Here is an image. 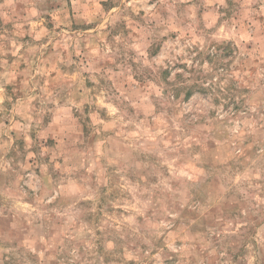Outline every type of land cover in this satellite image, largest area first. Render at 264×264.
<instances>
[{
    "label": "rangeland",
    "instance_id": "obj_1",
    "mask_svg": "<svg viewBox=\"0 0 264 264\" xmlns=\"http://www.w3.org/2000/svg\"><path fill=\"white\" fill-rule=\"evenodd\" d=\"M61 8L60 0H0V43L11 48L8 39L21 33L17 39L23 45L17 53L24 56L18 65L22 75L16 77L15 89H6L10 93L23 96L16 90L22 89L33 60L44 73L33 79L49 96L54 88L63 96L77 82L82 88L92 86L78 66H87V76L94 67L111 64L101 60L93 65L86 56L88 39L81 32L94 25L56 26ZM32 30L48 34L35 40ZM121 31L127 35L118 22L106 42L110 45ZM17 55L7 53L9 65ZM183 109L192 119L175 123L177 135L171 139V133L165 135L167 121L157 120L155 129L137 125L123 143L111 141L107 154L98 142L95 159L71 141L75 125L69 122V139L60 142L64 157L56 164L57 169L66 165L68 179L48 203L25 183L40 186V161L26 169L31 175L18 184L13 174L0 173V264H247L249 245L264 247V130L214 124L216 113L203 100ZM50 119L44 116L41 127L46 130L39 135L52 131ZM141 132L146 139L132 143ZM159 136L165 145H175L163 163ZM9 137L11 147H0V163L19 168L29 151L26 140H37V131L25 137L13 130L4 139ZM56 143L52 136L46 147ZM38 150L36 145L30 149Z\"/></svg>",
    "mask_w": 264,
    "mask_h": 264
},
{
    "label": "clouds",
    "instance_id": "obj_2",
    "mask_svg": "<svg viewBox=\"0 0 264 264\" xmlns=\"http://www.w3.org/2000/svg\"><path fill=\"white\" fill-rule=\"evenodd\" d=\"M60 2L61 19L54 20L56 26L73 22L83 28L94 25L81 32L88 39L86 56L93 65L101 60L111 61L104 69L94 67L87 76H83L87 66H78L81 78L92 81L90 88H82L77 82L65 95L61 96L54 88L49 96L33 79L37 73L44 75L33 60L22 89L16 90H22L23 96L10 93L6 89L9 85L15 89L16 77L22 75L18 65L24 56L17 55L23 46L17 39L21 33L8 39L11 48L0 43V147L5 151L11 147V138L4 137L13 130L25 137H30L33 129L37 131V140H26L29 151L19 168L3 162L0 173L13 174L14 183L18 184L31 175L26 169H34L40 161V186L27 180L25 183L33 193L43 196L44 203L55 200L62 191L59 185L68 179L63 174L66 165L61 163L57 169L56 164L64 157L60 142L69 139V122L75 125L71 141L89 151L93 159L98 142H103L107 154L111 141L119 139L123 143L137 125L155 129L157 120L167 121L165 135L171 133V139L177 135L173 132L175 123L192 119L183 106L189 102L195 106L199 100L216 113L214 124L264 130V0ZM118 22L124 24L127 35L121 31L109 45L107 37ZM30 34L39 40L48 33L42 30L37 35L32 30ZM54 35L59 33L53 32ZM9 51L17 55L12 65L7 62ZM33 64L36 66L32 67ZM193 97L198 100L193 101ZM45 115L51 118L47 127L52 131L47 136L39 135L46 130L41 127ZM52 136L56 146L46 147ZM145 139L141 132L131 142L139 144ZM163 141L164 136L156 140L162 163L163 155L175 150V145L169 147ZM34 145L38 151H30ZM44 157L50 159L44 161ZM29 159L32 165H28ZM262 255L264 247L254 250L249 245L247 264H264Z\"/></svg>",
    "mask_w": 264,
    "mask_h": 264
}]
</instances>
